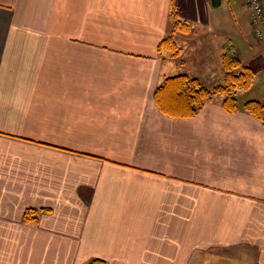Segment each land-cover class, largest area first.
Segmentation results:
<instances>
[{
  "label": "crops",
  "instance_id": "1",
  "mask_svg": "<svg viewBox=\"0 0 264 264\" xmlns=\"http://www.w3.org/2000/svg\"><path fill=\"white\" fill-rule=\"evenodd\" d=\"M220 1L0 0V264H264V125L222 95L192 118L153 100L200 78L190 46L198 68L263 57Z\"/></svg>",
  "mask_w": 264,
  "mask_h": 264
},
{
  "label": "trees",
  "instance_id": "2",
  "mask_svg": "<svg viewBox=\"0 0 264 264\" xmlns=\"http://www.w3.org/2000/svg\"><path fill=\"white\" fill-rule=\"evenodd\" d=\"M170 16L174 19L172 35L164 38L157 46L158 52L166 51L177 57L179 50L173 34H187L189 24L176 20V9L172 6ZM223 72L222 83L212 88L205 87L198 77L175 75L168 77L159 85L153 94V100L158 109L166 116L174 118H192L206 102L213 101L222 95V108L226 113L244 111L264 125V105L257 100H248L240 104L238 91H246L253 84L257 70L247 66L235 52L227 50L221 57ZM43 209H26L22 215L24 224H35ZM89 264H105L103 261L92 260Z\"/></svg>",
  "mask_w": 264,
  "mask_h": 264
},
{
  "label": "rangeland",
  "instance_id": "3",
  "mask_svg": "<svg viewBox=\"0 0 264 264\" xmlns=\"http://www.w3.org/2000/svg\"><path fill=\"white\" fill-rule=\"evenodd\" d=\"M214 40H215V42H214L215 45H217L216 39H214ZM234 45L237 46V41L234 42ZM262 47H263V45H262ZM189 49H190V51L185 52V57H183V59L186 61V67L189 68V74H193L194 72H197L200 75V78H199L200 82L207 88H212L213 86L222 83L223 72H222V67H221V61L219 64L215 59L214 60L211 59L210 62L209 61H206V62L203 61V63L201 64V67L198 68L196 65L197 60H195V56L192 59L190 57L191 53H193V51H194V47L190 46ZM217 51H220V49H218ZM188 57H189V59H187ZM213 57L214 56L212 55V58ZM243 62L247 66L255 68V70H257V74H256V77H255L253 84L251 85V87L248 90L237 92L238 102L240 104H242L248 100H257V101L262 102V104L264 105V70L260 69V68L264 69V58L261 57L258 60V63H248L245 61H243ZM190 63H192V65H189ZM259 66H260V68H259ZM211 71H214L215 73H217L216 75L214 74L216 76L217 80L215 79V77H213V74L211 76H209ZM210 80H212V81H210Z\"/></svg>",
  "mask_w": 264,
  "mask_h": 264
},
{
  "label": "built area",
  "instance_id": "4",
  "mask_svg": "<svg viewBox=\"0 0 264 264\" xmlns=\"http://www.w3.org/2000/svg\"><path fill=\"white\" fill-rule=\"evenodd\" d=\"M249 10L250 26L256 41L263 45L264 56V9L262 0H243Z\"/></svg>",
  "mask_w": 264,
  "mask_h": 264
},
{
  "label": "water",
  "instance_id": "5",
  "mask_svg": "<svg viewBox=\"0 0 264 264\" xmlns=\"http://www.w3.org/2000/svg\"><path fill=\"white\" fill-rule=\"evenodd\" d=\"M220 0H210L212 8H217L220 6Z\"/></svg>",
  "mask_w": 264,
  "mask_h": 264
}]
</instances>
